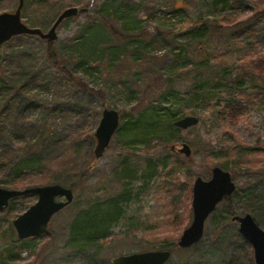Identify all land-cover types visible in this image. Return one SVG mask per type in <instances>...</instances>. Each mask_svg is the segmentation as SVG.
<instances>
[{
	"label": "rangeland",
	"instance_id": "rangeland-1",
	"mask_svg": "<svg viewBox=\"0 0 264 264\" xmlns=\"http://www.w3.org/2000/svg\"><path fill=\"white\" fill-rule=\"evenodd\" d=\"M89 1L25 0L22 22L47 32L62 10ZM213 1L94 0L86 14L61 24L57 40L19 36L0 47V188L59 184L74 194L70 206L49 220V235L23 241L12 222L37 197L9 201L0 213V264H111L116 256L160 250L172 252L166 264H182L193 248L196 257L205 255V264H254L225 200L205 221L198 244L177 246L193 218V181L209 180L213 167L236 184L229 210L262 216L255 202L245 211L242 198L264 179V36L234 34L264 5ZM16 4L0 0V13L13 12ZM203 27L204 37L197 31ZM263 27L264 21L258 29ZM47 43L69 74L49 63ZM206 60L210 66L199 72L236 74L243 65L254 75L239 82L235 122L224 111L235 83L210 81L199 88L191 81L196 63ZM103 108L118 112L119 126L96 160L94 131ZM187 116L198 124L177 134L170 122ZM180 143L197 154L185 159L170 151ZM95 212L112 216L105 238L87 242L88 233L76 235L82 232L78 224Z\"/></svg>",
	"mask_w": 264,
	"mask_h": 264
},
{
	"label": "water",
	"instance_id": "water-1",
	"mask_svg": "<svg viewBox=\"0 0 264 264\" xmlns=\"http://www.w3.org/2000/svg\"><path fill=\"white\" fill-rule=\"evenodd\" d=\"M24 2L25 0H17V6L13 12L0 13V47L19 36L37 37L48 42L55 41L58 38L57 29L62 22L86 14L91 9L94 0H90L89 6L84 8L73 7L62 10L47 32L28 27L22 22L21 12L25 6ZM197 124V118L187 116L176 121L174 126L181 130H188ZM118 126V112L103 108L99 124L94 131L96 145L93 155L96 160L101 159L104 155L103 153L109 147ZM175 148V146H171L170 151L182 155L185 159H189L193 154L189 144L180 143L176 151ZM235 191L236 184L232 181L230 174L219 167L211 169L209 180L197 177L193 181L191 190L192 222L179 237L178 248L189 249L198 244L203 239L205 221L215 211L219 203L223 202L225 198L233 196ZM26 195L37 197V203L12 222L20 241L49 235L47 231L49 220L74 201L73 189L65 188L59 184L15 191L0 188V213L5 210L9 201ZM230 221L238 225L239 235L252 247L254 264H264V231L256 224L253 217L250 214L235 215ZM171 255L172 252L169 250L138 252L116 256L111 260V264H166Z\"/></svg>",
	"mask_w": 264,
	"mask_h": 264
},
{
	"label": "trees",
	"instance_id": "trees-1",
	"mask_svg": "<svg viewBox=\"0 0 264 264\" xmlns=\"http://www.w3.org/2000/svg\"><path fill=\"white\" fill-rule=\"evenodd\" d=\"M227 1L228 0H214L213 2H214V5L219 4V5L225 6ZM257 3L260 5H264V0H258ZM88 5L89 4H87L86 6H88ZM255 15L257 17H253L254 19L251 20L253 22L250 23L251 22L250 21L249 24L245 28L241 29L242 31L241 30L236 31V33L234 34V36H236V37L233 36L234 38H237L238 35H240V34L242 35L243 33L252 34V35H256V33H258V34H261L264 36V31H261V29H258L260 26L263 25L264 10H263V12L261 11L259 14H255ZM103 20L106 21L105 19H103ZM107 27H108V30L110 33H112L114 36L118 37L119 33L116 32V30L114 29L113 26L108 25ZM197 31H199V35L202 37H204L208 33V29L206 27L197 29ZM194 32H195V30H191L190 34H194ZM46 47H47L46 55H47L49 63L54 68L61 71L62 73L69 74V72L67 71L66 68L60 67V64H61L60 59L58 58V55L55 52V49L52 46V44L47 43ZM209 64L210 63L207 60L204 62L202 61V62L196 63L197 66L195 65V68L193 70L196 74V77H194V79H192L191 81H193V83L195 85H197V87H199V88H201L204 85H207V83L210 81H216V82L222 81V82H226V83L231 81V83H235V87H233V88L230 87L228 89L227 94H228L229 99L224 103V105H225L224 111H225V115L228 117V121L229 122H231V121L235 122V120L238 119V116H237L238 110H237V105H235V103H234V99H235V96L239 95L238 94L239 93L238 90L240 88L239 82H240V80H242V78L243 79H246V78L251 79V77H254V75L249 74V71H246V66H243V65H241L240 70L237 71L236 74H234V73L226 74V72H224V69L215 71V73L209 72L207 74L203 73V72H199L200 68L207 67V66L209 67L210 66ZM71 82L75 85H78L79 87H81L83 89L86 88L85 85L79 80L73 81V79H71ZM259 93L261 95L263 94L262 100H264V89H260ZM170 123H171L170 127L172 128L174 124L172 123V121ZM129 126H130V123H125L123 125V128L131 130V127H129ZM174 130L176 131V133L177 132L180 133L178 128L174 129ZM177 134H175V135H177ZM176 138L177 137H175V139ZM193 154H197V151H194ZM63 164H65V162ZM82 174L80 175L81 179L83 178ZM18 184L21 185V183H18ZM19 185H17V186H19ZM71 186L74 187V184H72ZM236 196H238V195H236ZM230 199H231L230 197L224 199L226 204H227V207H228L227 208L228 210L226 213L228 216H230V215L235 216L234 212L232 210H229L230 204L228 202ZM116 200L117 199H114L112 202L116 203ZM242 201L244 203H247V205L245 207V211H249V212H251L250 210H252V204L251 203H254V202L257 203L256 205H258V209L260 210V212L262 211L261 212L262 216L261 217L257 216V218H254V219H255L256 224H259V226L264 229V205H263V203H264V179L262 181H260L259 183H257L256 185L251 184L249 186L247 192H245L244 197L242 198ZM110 216H112V215L107 214L104 217L98 216L97 213L95 212V213H93V215H91L89 217H85V219L82 220L81 223L78 224V225H80L78 227V231L82 229V232L77 233L76 235L79 237H82L85 233H88L89 239H87V242H91V240H93L94 238H102V239L105 238L104 236H105L106 232L104 231L105 230L104 225L107 224L106 221L108 220V218L109 219L111 218ZM102 226L104 229L102 228ZM219 239H221V237ZM193 249L195 250L193 255L187 257V260L182 262V264H205L204 262L207 261L205 258V255L199 254L196 257L195 255L198 254L199 252H197L195 248H193Z\"/></svg>",
	"mask_w": 264,
	"mask_h": 264
},
{
	"label": "flooded vegetation",
	"instance_id": "flooded-vegetation-1",
	"mask_svg": "<svg viewBox=\"0 0 264 264\" xmlns=\"http://www.w3.org/2000/svg\"><path fill=\"white\" fill-rule=\"evenodd\" d=\"M88 6H89V5H88ZM84 7H87V6H84ZM55 20H56V19H55ZM55 20H54V21H55ZM69 20H70V19H69ZM54 21H53V22H54ZM65 21H67V20H65ZM65 21H63V22H65ZM53 22H52V23H53ZM63 22H62V23H63ZM51 25H52V24H51Z\"/></svg>",
	"mask_w": 264,
	"mask_h": 264
},
{
	"label": "bare ground",
	"instance_id": "bare-ground-1",
	"mask_svg": "<svg viewBox=\"0 0 264 264\" xmlns=\"http://www.w3.org/2000/svg\"><path fill=\"white\" fill-rule=\"evenodd\" d=\"M232 218V217H231Z\"/></svg>",
	"mask_w": 264,
	"mask_h": 264
}]
</instances>
